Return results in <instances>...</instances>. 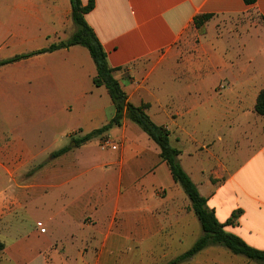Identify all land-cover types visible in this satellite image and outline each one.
Returning a JSON list of instances; mask_svg holds the SVG:
<instances>
[{"label": "crops", "instance_id": "obj_1", "mask_svg": "<svg viewBox=\"0 0 264 264\" xmlns=\"http://www.w3.org/2000/svg\"><path fill=\"white\" fill-rule=\"evenodd\" d=\"M94 3L86 21L128 100L147 104L151 120L170 131L220 223L241 211L226 231L264 251V117L255 112L264 89V0ZM205 15L212 17L196 27ZM75 30L70 0H0V61L48 49ZM95 76L82 46L0 67V150L33 156L0 164V264H167L202 235L160 148L138 125L125 118L79 147L71 142L115 116ZM44 155L51 161L40 164ZM203 157L209 165L196 164ZM180 264L253 262L213 245Z\"/></svg>", "mask_w": 264, "mask_h": 264}, {"label": "trees", "instance_id": "obj_2", "mask_svg": "<svg viewBox=\"0 0 264 264\" xmlns=\"http://www.w3.org/2000/svg\"><path fill=\"white\" fill-rule=\"evenodd\" d=\"M72 5V20L76 28L74 34L66 41L51 45L37 53L19 55L8 60L0 61V67L27 59L35 54L52 52L58 49L70 48L72 46H82L86 48L96 65V76L93 78L95 87H104L112 100L115 107V116L112 120L100 129L94 130L81 138L74 139L73 142L77 147L108 133L112 128L121 126L125 118L138 125L160 148V156L167 163L175 183L179 184L189 198L192 210L197 216L201 228L202 236L194 245L185 253L178 256L167 264H180L193 258L204 249L219 245L228 249L234 255L246 257L248 260L258 264H264V251L250 246L240 236L226 231V226L233 225L239 218L241 211H235L226 223H220L216 217L215 211L207 205V199L201 195L198 187L191 177L186 173L180 164L179 156L181 151L172 146L170 140V131L163 126L155 124L149 115L147 104L141 106L133 105L123 90L119 81L113 76V69L109 66L107 54L95 34L94 30L86 21V15L95 7L94 0H90L84 5L81 0H70ZM247 5H252L256 0H244ZM212 16L205 15L196 19V27H200ZM255 112L264 117V89L260 92ZM71 149L65 146L56 152V156H61ZM5 249L4 242L0 239V253Z\"/></svg>", "mask_w": 264, "mask_h": 264}, {"label": "rangeland", "instance_id": "obj_3", "mask_svg": "<svg viewBox=\"0 0 264 264\" xmlns=\"http://www.w3.org/2000/svg\"><path fill=\"white\" fill-rule=\"evenodd\" d=\"M216 20L217 21H219V20H223L221 17H218V18H216ZM41 132L44 134L43 135V137H46V138H48V137H50L51 136V132L50 131H48L46 128H45V126L44 125H41ZM34 134H38L39 132L38 131H35V132H33ZM75 138H73V139H71V142H72V140H74ZM0 148H4V129H1L0 128ZM234 149V148H233ZM244 152H246L245 150L243 151V153ZM235 156V155H234ZM8 158V163H14V164H19V163H21L22 162V158H25V159H31L33 156H20V155H9V156H4V150H0V164H4V158ZM40 157V160L38 161L40 164H42V163H46V162H49V161H51V155H44V156H39ZM231 162H234L235 161V159L234 158H232L231 160H230ZM39 163H35V165H37V164H39ZM209 163H210V161L206 158V157H203L201 160H199V161H197L196 162V164L197 165H209ZM35 165H33V168H34V166ZM234 165V164H233ZM232 165V168L233 169H236L237 167H239L238 165L237 166H233ZM37 168V166H35V168L34 169H36ZM34 169H30L29 171H28V174H30V173H32V171H34ZM234 173V172H233ZM238 182H239V179H238ZM235 184H236V182H232L231 184L228 182L227 183V186H226V188H227V191H232V192H237V194L238 195H240V191H239V188L238 187H234V188H232V186H235ZM1 190H3V189H1ZM2 202V203H1ZM0 203L2 204V205H4V193L3 192H0ZM202 236V235H201ZM200 236V237H201ZM241 258H243V259H245V260H247V258L246 257H244V256H241ZM251 262H253V261H251ZM253 264H258V263H256V262H253Z\"/></svg>", "mask_w": 264, "mask_h": 264}, {"label": "built area", "instance_id": "obj_4", "mask_svg": "<svg viewBox=\"0 0 264 264\" xmlns=\"http://www.w3.org/2000/svg\"><path fill=\"white\" fill-rule=\"evenodd\" d=\"M110 143L111 142L109 140H105V141L100 143V148L104 150L111 145Z\"/></svg>", "mask_w": 264, "mask_h": 264}]
</instances>
